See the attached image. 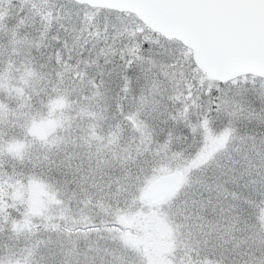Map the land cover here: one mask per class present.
Returning a JSON list of instances; mask_svg holds the SVG:
<instances>
[{
	"label": "snow or ice",
	"instance_id": "6c2138e0",
	"mask_svg": "<svg viewBox=\"0 0 264 264\" xmlns=\"http://www.w3.org/2000/svg\"><path fill=\"white\" fill-rule=\"evenodd\" d=\"M0 264H264V0H0Z\"/></svg>",
	"mask_w": 264,
	"mask_h": 264
}]
</instances>
